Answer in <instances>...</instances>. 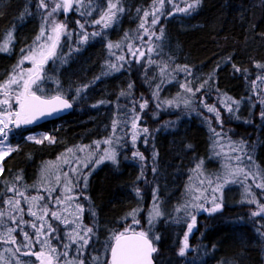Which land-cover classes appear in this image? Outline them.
I'll return each mask as SVG.
<instances>
[{
	"label": "trees",
	"instance_id": "1",
	"mask_svg": "<svg viewBox=\"0 0 264 264\" xmlns=\"http://www.w3.org/2000/svg\"><path fill=\"white\" fill-rule=\"evenodd\" d=\"M86 2L87 20L75 9L66 19L73 41L62 60L52 58L32 85L44 96L65 95L73 111L16 131L17 148L2 161L0 232L13 225L3 206L20 199L21 191L26 198L19 211L37 217L41 243L28 251L0 242V264H38L36 249L54 248L53 242L59 264H109L114 239L131 228L143 229L154 243L156 264H264V224L246 227L238 204L225 203L223 212L205 219L188 259L178 251L186 222L180 210L196 193L192 175L204 179L211 168L216 175V164L226 172L222 141L243 146L244 159L254 160L260 174L264 170V102L256 97L264 89V0ZM106 13L113 14L111 23L102 19ZM180 17L189 25L181 26ZM44 21L40 0H0V41L8 40L0 52V77L29 53ZM150 26L155 36L149 53L141 59L136 52L132 58L117 55L115 42L140 38ZM186 89L192 97L183 94ZM144 102L146 128L131 133L130 124L123 127L115 118L132 120ZM220 118L229 132L219 129ZM35 130L50 132L54 141H27ZM101 139L109 142L108 155L91 148ZM62 158L87 163L77 168L67 184L70 199L59 207V187L45 179L48 166ZM238 167L225 181L245 178V166ZM255 179L254 170L247 176L253 190Z\"/></svg>",
	"mask_w": 264,
	"mask_h": 264
},
{
	"label": "rangeland",
	"instance_id": "2",
	"mask_svg": "<svg viewBox=\"0 0 264 264\" xmlns=\"http://www.w3.org/2000/svg\"><path fill=\"white\" fill-rule=\"evenodd\" d=\"M40 1L45 17L43 29L40 33L41 37L39 36L38 40L34 42V45L30 46L29 53L16 66L10 68L9 70H6L0 77V123L5 125V130L1 133L0 136V146L6 147L7 152L5 156L12 153L17 148V145H15V141L19 138L20 135L16 131L22 129L20 127L16 128L10 122H8L6 114L10 113L11 111L17 112L19 110V108L22 106V99L27 87L29 88V92L36 93L35 91H33L32 85L38 78H40L41 73L45 69L46 65L52 58H55L58 61L62 60L61 54L66 50V46L70 44L68 41H73V39L70 38L71 36H68V34H70V25L66 21L67 16H65L64 14L65 4L63 0ZM185 8L188 9V6L186 5ZM74 9L81 15L85 16V20H87L86 0H73L71 10ZM88 15H90V13H88ZM102 19L107 23H111L114 20V16L112 13H106L102 16ZM178 21L183 27L189 25L182 17H180ZM83 27L85 29V26ZM154 32L155 31H153L152 27L150 26L149 29L145 28L144 30H142L140 38L138 36H133V40H131V42L127 40L115 42L114 46L118 50L117 55L123 56L125 53H127L128 57L132 58L129 55L136 52L138 53L137 59L143 58L147 53H149L146 52V49L147 51L152 49V44L154 42L153 38L155 36ZM6 40L0 41V52L3 50L2 46L4 44H7L8 40ZM81 41H87V36L82 38ZM123 41H127L128 43L125 44ZM112 43L113 42H111V44ZM168 88L169 87H167L166 90ZM169 90L170 88L167 91ZM183 94H185V96L188 95L189 97H192V95L189 94L188 89L184 90ZM256 97H258V99L263 103L264 89L260 93H258ZM159 98H166V96H162ZM141 100L142 99L139 98L137 102H140ZM164 101H166V99ZM140 106L142 107L140 109V112L136 113L132 120L124 122L123 117L115 118L121 121L120 123L123 127L125 123L130 124L131 133L141 132L143 130L142 128H146L147 119L145 118L144 111L148 108V104L144 102L139 104L138 107ZM215 122H217L219 129H221V132H229L225 127H222L221 122L224 121L221 118L219 122L218 119H215ZM25 139L27 141L35 143H52L54 141V137L51 135V133L44 130L30 132L25 135ZM222 142V148L225 150V152L227 151L226 158L229 160L226 162H222L223 166H226V172L221 165L216 164L213 167L216 175L211 174L212 168L208 169L207 172L205 171L204 179L201 178L199 180V175H192L194 179L192 181L191 188L196 191V193H194L195 195H193L195 197H193L190 203H187V205H185V207L181 208L180 210L181 213H186L184 235L181 241H179L180 247L178 250L179 256L182 257V259H188L190 254L194 252L191 240L192 238L197 239L202 235L200 231L201 227H203L204 225L205 219H209L210 217L219 214V212H223L225 203L230 204L231 206L236 204L241 205V208L243 209L241 211L246 214L247 221L244 223L246 227H252V225L255 224H258V226L260 227V225L262 226L264 224V170L261 171L262 174H260L257 169H254L255 167H257L254 160L251 159V161H248L247 158L244 159L241 153V151L244 149L243 146H234L232 144L234 142L231 143L229 140ZM93 144L94 145L91 146V148L94 149L95 152L99 153L102 149V153H104L105 155H108V153H110L109 142L107 139L96 140ZM238 151L240 152V158L237 157L238 154H234V152ZM4 157L0 159V175L3 171L2 160L4 159ZM70 162L71 160H69L68 158H62L58 162L51 163L48 166L52 169H49L50 178L48 177L45 180L47 182L50 179L53 185H57L59 187V195L57 197V200L55 201V205L59 207L67 205L66 199H70L67 198V184L69 183L71 185L73 183V177L77 176V168L82 167L87 163L86 162L85 164L81 165L82 163L78 164L77 162H73L72 164H70ZM239 165L245 166V168H243L242 170L243 172L241 171V173L245 175V178L241 179L239 177V180L231 182L230 180L225 181V178H223V176L225 174L229 175L230 169H232V171H235V169L239 171ZM217 168H221V170L218 171ZM145 170L146 172L148 171L146 168ZM254 170L257 176V179H255V181H258V183L255 188L253 187V190L250 188L247 176ZM222 171H224V174L222 173L221 177H218ZM246 172H248L247 176ZM18 195L20 199L14 200V203H12L9 207L3 204L5 205L3 206V208L6 209V220H10L11 222H13V225L12 228L5 224L2 226L0 234L3 233L4 236L0 235V242L16 248L18 247V245H23L24 249L29 248L28 251H32L36 243H41L39 235L43 234L42 232L44 231L43 229L38 228V224L34 223L33 220H37V217H35L34 219L24 217L23 212L19 211L23 207L22 200L26 197L24 192L21 191ZM257 195L263 196V198L258 197ZM37 196L40 197L39 194H37ZM29 209H31L32 211L33 206L28 205V210ZM80 210L82 209L80 208ZM1 214L2 213L0 212V218ZM202 215L204 219L201 218ZM258 218L261 221H259ZM232 221L235 220L232 219ZM17 222H19L20 225H18ZM136 225L140 226V223L138 222L135 224V226ZM132 230V228L131 230L128 229L127 232H132ZM25 232L27 233V235H24ZM137 232L145 234L143 229H139ZM15 233L22 236L21 240H16L14 238L16 237ZM63 233L65 234V230H63ZM31 235L32 237H30ZM201 238L202 237H200V239ZM49 240L47 242L50 244ZM52 245L54 246V248H51L47 244L45 248L46 251H40V247L38 249L35 248L36 252H38V254L36 255V260L37 262H39L38 264H59V260L54 256L58 244L53 242Z\"/></svg>",
	"mask_w": 264,
	"mask_h": 264
},
{
	"label": "water",
	"instance_id": "3",
	"mask_svg": "<svg viewBox=\"0 0 264 264\" xmlns=\"http://www.w3.org/2000/svg\"><path fill=\"white\" fill-rule=\"evenodd\" d=\"M63 2L64 14L67 15L72 0H63ZM72 110L73 104L68 98L61 95L43 97L29 92L27 87L17 114L20 119H26L28 125L38 126L68 115ZM154 253V245L146 235L131 232L115 239L110 249L109 260L110 264H156Z\"/></svg>",
	"mask_w": 264,
	"mask_h": 264
},
{
	"label": "flooded vegetation",
	"instance_id": "4",
	"mask_svg": "<svg viewBox=\"0 0 264 264\" xmlns=\"http://www.w3.org/2000/svg\"><path fill=\"white\" fill-rule=\"evenodd\" d=\"M6 115L8 118V122H10L14 126V121L18 118L16 111H11L10 113H7ZM18 126L23 129L28 127L26 124V121L18 122Z\"/></svg>",
	"mask_w": 264,
	"mask_h": 264
},
{
	"label": "bare ground",
	"instance_id": "5",
	"mask_svg": "<svg viewBox=\"0 0 264 264\" xmlns=\"http://www.w3.org/2000/svg\"><path fill=\"white\" fill-rule=\"evenodd\" d=\"M4 130H5V125L1 124V131H4ZM6 152H7L6 147L0 146V159L5 156Z\"/></svg>",
	"mask_w": 264,
	"mask_h": 264
}]
</instances>
